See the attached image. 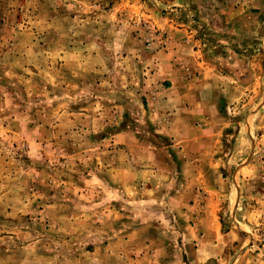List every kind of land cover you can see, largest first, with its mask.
I'll return each instance as SVG.
<instances>
[{"label": "rangeland", "instance_id": "374dc122", "mask_svg": "<svg viewBox=\"0 0 264 264\" xmlns=\"http://www.w3.org/2000/svg\"><path fill=\"white\" fill-rule=\"evenodd\" d=\"M247 1L185 13L240 88L212 171L161 132L151 90L191 65L165 58L148 1L0 0V264L264 263V0Z\"/></svg>", "mask_w": 264, "mask_h": 264}, {"label": "crops", "instance_id": "0c3cea01", "mask_svg": "<svg viewBox=\"0 0 264 264\" xmlns=\"http://www.w3.org/2000/svg\"><path fill=\"white\" fill-rule=\"evenodd\" d=\"M144 1H148L149 4L146 5L143 2L140 7L145 8V11L140 12L142 11L141 8L139 14L143 15L151 25L163 29L168 35L169 47L166 49L165 58L173 60L179 55H183L186 49L187 59L191 65L186 70L185 68H176L172 63L167 64L165 69L170 73L171 85L166 88L157 87L158 95L156 90H151V98L154 93L156 98L158 96L157 104L160 106V113H162L163 119L164 117L167 119L165 121L167 126L164 124L161 132L181 142L184 141L186 148L189 145L195 147L196 154L203 162L211 160L207 164L208 170L215 171L219 167L216 165L219 162L218 143L223 136L224 126L221 128V124L225 120L220 112L226 102H229L228 98L233 96L231 91L235 93V89L239 90L240 88H235V84H233L235 81L232 78L235 75L233 70L229 68L227 69L228 72L226 70L221 71L209 56L203 54L204 49L201 45V38L199 36L194 38L197 34L195 29L201 27L202 24L198 23L200 24L198 25L189 19L187 20L185 13L188 10L193 12L202 11L210 7L213 15L214 13H220L228 17L229 13H245L249 1L247 3L246 0ZM184 42L192 43L194 47L191 48L192 45L185 47ZM196 46L197 48H195ZM195 72H199L197 81L192 78ZM221 92H224L223 94L226 97L221 98ZM212 159L217 162L212 161ZM199 170L202 172V167ZM236 205L235 213L233 212L234 216L239 218L243 217L244 214L247 218L250 216L246 212L239 213L241 212L239 201ZM259 212L263 214L261 211ZM211 213V217L214 219V211L212 210ZM255 214L256 212L253 211L252 215L255 216ZM257 218H260V216ZM228 235L234 236L230 232ZM252 264L264 263L259 259V255H255L252 256Z\"/></svg>", "mask_w": 264, "mask_h": 264}]
</instances>
